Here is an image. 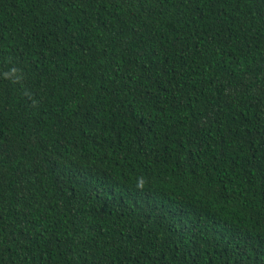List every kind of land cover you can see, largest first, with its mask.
Wrapping results in <instances>:
<instances>
[{
    "label": "trees",
    "instance_id": "obj_1",
    "mask_svg": "<svg viewBox=\"0 0 264 264\" xmlns=\"http://www.w3.org/2000/svg\"><path fill=\"white\" fill-rule=\"evenodd\" d=\"M0 264H264V0H0Z\"/></svg>",
    "mask_w": 264,
    "mask_h": 264
}]
</instances>
